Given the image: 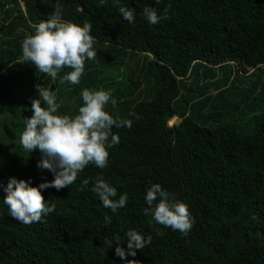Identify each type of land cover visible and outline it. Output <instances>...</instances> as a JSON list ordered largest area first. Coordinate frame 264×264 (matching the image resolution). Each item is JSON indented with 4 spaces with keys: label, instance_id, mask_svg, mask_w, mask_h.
<instances>
[{
    "label": "trees",
    "instance_id": "16d2710c",
    "mask_svg": "<svg viewBox=\"0 0 264 264\" xmlns=\"http://www.w3.org/2000/svg\"><path fill=\"white\" fill-rule=\"evenodd\" d=\"M57 3L61 17L91 25L94 60L80 83H56L22 60V41ZM0 0V264H125L115 254L128 230L151 237L135 264H264V0ZM168 17L150 24L145 7ZM37 84L51 85L59 115L74 117L81 92L105 90V106L131 128L108 148L105 168L89 164L68 188L41 189L55 211L24 224L4 204L10 177L39 186L54 179L20 136ZM41 106L44 102L41 101ZM135 113L136 115H130ZM137 116L139 119H137ZM177 122L168 125L171 118ZM110 139V138H109ZM97 177L127 195L115 214L91 191ZM84 179L88 186L81 190ZM159 183L193 218L187 234L146 216L147 189ZM111 217L106 226L105 217Z\"/></svg>",
    "mask_w": 264,
    "mask_h": 264
},
{
    "label": "clouds",
    "instance_id": "9594fccd",
    "mask_svg": "<svg viewBox=\"0 0 264 264\" xmlns=\"http://www.w3.org/2000/svg\"><path fill=\"white\" fill-rule=\"evenodd\" d=\"M118 6L122 17L130 23L135 21L132 9L120 6V0H113ZM157 3L160 0H156ZM107 0H99L100 5ZM170 6L158 15L153 7H145L142 16L150 24L159 23L161 18H167ZM62 5L57 3L55 10L47 19L40 20L33 25L34 34L27 35L22 41V60L30 62L37 69L50 78L51 83H56L61 69L71 71L60 77L59 83L70 82L73 85L80 83L84 72L85 60H94L96 51L93 50L94 38L90 35L91 25L85 22L82 26L61 17ZM38 98L31 101L32 115L27 117L26 127L20 136L22 148L29 153L39 149L42 153L37 162L41 170L50 171L54 179L43 181L39 186L31 185L30 181L10 177L4 187L6 195L4 204L8 206L12 218L24 224H31L41 220L42 216L55 211V204H46L41 189L55 188L57 191L68 188L73 184L78 173L82 172L89 164L98 168H105L108 163V148L117 145L120 141L118 134L113 133V127L131 128L130 119H117L106 111L105 106L111 102L115 107L117 101L111 98L108 91L89 90L81 92L82 106L74 117L59 115L60 107L51 85L37 84ZM41 101L45 106H41ZM135 116V113H130ZM137 119L139 117L137 116ZM110 138V139H109ZM89 180L84 179L81 190L88 186ZM105 208H110L115 214L118 209L126 206L127 195L117 197V189L107 183L102 177H97L91 187ZM145 201L148 205L143 209L146 216H151L156 223L184 234L190 231L193 225L188 206L173 197L161 184L153 183L146 191ZM106 226L111 224V217H105ZM127 250L120 246L121 237L114 235L105 239L107 248L116 241L115 254L125 261V264H135L136 260H128L127 255L135 257L136 250H143L147 240L136 230L125 232Z\"/></svg>",
    "mask_w": 264,
    "mask_h": 264
},
{
    "label": "rangeland",
    "instance_id": "374dc122",
    "mask_svg": "<svg viewBox=\"0 0 264 264\" xmlns=\"http://www.w3.org/2000/svg\"><path fill=\"white\" fill-rule=\"evenodd\" d=\"M177 122V119H174L173 117L168 120L167 124L171 125L172 123Z\"/></svg>",
    "mask_w": 264,
    "mask_h": 264
}]
</instances>
